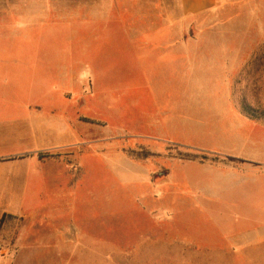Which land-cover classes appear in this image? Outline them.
Returning <instances> with one entry per match:
<instances>
[{
	"label": "rangeland",
	"instance_id": "374dc122",
	"mask_svg": "<svg viewBox=\"0 0 264 264\" xmlns=\"http://www.w3.org/2000/svg\"><path fill=\"white\" fill-rule=\"evenodd\" d=\"M161 1L170 10L141 13L175 16L178 40L192 38L198 54L170 86L134 53L90 75L89 48L64 24L78 11H49L27 36L0 41V101L51 102L40 116L54 111L64 130L62 148L41 153L58 160L55 187L45 186L49 164L20 175L34 184L0 187V264H264V31L249 35L248 10L264 0L191 20L177 0ZM7 120L0 113V140L19 135ZM186 181L204 182L213 200L189 199Z\"/></svg>",
	"mask_w": 264,
	"mask_h": 264
},
{
	"label": "crops",
	"instance_id": "0c3cea01",
	"mask_svg": "<svg viewBox=\"0 0 264 264\" xmlns=\"http://www.w3.org/2000/svg\"><path fill=\"white\" fill-rule=\"evenodd\" d=\"M177 1L182 15L181 20H191V18L210 14L231 2V0ZM161 5V0H104L103 3L79 1L71 4L42 2L41 0H23V2L0 0V41L13 42L18 31L20 34L26 31L25 36H27L28 30L34 25L43 26L44 21L46 23L47 19L51 18L49 11H63L65 9L78 11L80 13H73L72 22H64V24H71L70 27L75 26L80 33V39L85 42L87 49L89 48L90 59L87 67L90 68V75L97 73L99 66L110 63L111 59L117 58L116 53H123L122 56H129L134 53L137 56L138 67L145 68L147 65H151L160 74L161 80L166 76L163 81L168 80L169 82L164 84L170 86L171 75L177 72L178 67L182 69L188 65L189 60L192 63L191 66L198 65L194 60L198 54L188 51L192 47L188 43H194L192 38L181 36L178 40L177 18L175 16L146 18L144 13H141L145 10H151L152 15H155V10H170L166 2H163V8ZM101 10L104 11L103 17H98V11ZM248 10L249 35H253V28L264 31V3L249 4ZM131 12H140V14L136 13L137 17H129ZM238 17L236 16L235 20ZM39 32L34 31V38L38 39ZM229 41L225 37H220L213 42L224 44ZM205 42L209 43L211 40ZM93 90L97 92L98 89L94 87ZM47 103L42 105L28 101H0V108H6V110H0V113L8 119L2 124H7L8 129H14L19 133L17 138L0 140V187H22L29 181V179L21 180L20 175L23 172L26 173V176L31 177L33 172L47 166L46 164H49L46 175L49 183H45V186L50 184V186L55 187L57 184V179L54 177L58 176L59 172L55 174L57 169L54 165L58 163V160L51 158L48 161H42V159L34 157L37 153L46 152V150L54 151L59 147L62 148V144L58 142L64 131L60 118L53 115L54 111L45 112L47 120L40 116L41 108L52 107V104H49L51 102ZM168 112L170 114V111ZM165 114L167 113L162 112L163 118H165ZM13 117L18 118L15 123L10 120ZM180 120L186 121L183 116L180 117ZM164 123L165 128H167L171 121L166 122L164 120ZM24 155L30 156L22 158ZM198 166L201 167L202 165L199 164ZM206 166L216 167L219 170L220 164L206 162ZM230 171L232 170L230 169ZM170 178L180 179L182 173L170 176ZM179 181L174 180L172 183L177 184ZM29 182L34 184L35 180ZM186 183V194L192 201L200 200L208 203L213 200L211 188H206L208 185H205L204 182L186 181ZM11 194H17V192L11 191ZM42 196H39L40 199ZM7 213L23 219L37 217L13 212Z\"/></svg>",
	"mask_w": 264,
	"mask_h": 264
},
{
	"label": "trees",
	"instance_id": "16d2710c",
	"mask_svg": "<svg viewBox=\"0 0 264 264\" xmlns=\"http://www.w3.org/2000/svg\"><path fill=\"white\" fill-rule=\"evenodd\" d=\"M38 157H39V159H43L44 157H52V155H50V154H47V155L44 154V155H43V154L40 153ZM202 158L205 159L206 157H202ZM2 161H3V160H2ZM3 215H5V214H3ZM3 215H2V217H3ZM1 219H2V218H1ZM1 219H0V224H1Z\"/></svg>",
	"mask_w": 264,
	"mask_h": 264
}]
</instances>
